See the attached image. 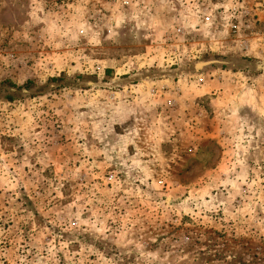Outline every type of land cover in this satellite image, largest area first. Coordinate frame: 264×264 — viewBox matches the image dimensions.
Listing matches in <instances>:
<instances>
[{
  "label": "rangeland",
  "instance_id": "1",
  "mask_svg": "<svg viewBox=\"0 0 264 264\" xmlns=\"http://www.w3.org/2000/svg\"><path fill=\"white\" fill-rule=\"evenodd\" d=\"M0 264H264V0H0Z\"/></svg>",
  "mask_w": 264,
  "mask_h": 264
},
{
  "label": "built area",
  "instance_id": "2",
  "mask_svg": "<svg viewBox=\"0 0 264 264\" xmlns=\"http://www.w3.org/2000/svg\"><path fill=\"white\" fill-rule=\"evenodd\" d=\"M208 18L210 19V16H208ZM179 31H181V29H179ZM95 68H96V70H101V66L100 65H97Z\"/></svg>",
  "mask_w": 264,
  "mask_h": 264
},
{
  "label": "trees",
  "instance_id": "3",
  "mask_svg": "<svg viewBox=\"0 0 264 264\" xmlns=\"http://www.w3.org/2000/svg\"><path fill=\"white\" fill-rule=\"evenodd\" d=\"M106 72H110V71L107 70ZM30 82H31V81H28V83H30Z\"/></svg>",
  "mask_w": 264,
  "mask_h": 264
}]
</instances>
